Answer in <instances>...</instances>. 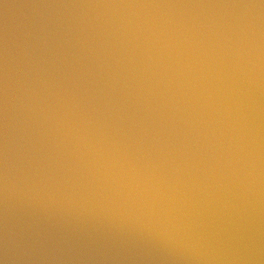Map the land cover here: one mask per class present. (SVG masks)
Returning a JSON list of instances; mask_svg holds the SVG:
<instances>
[{
	"label": "water",
	"instance_id": "water-1",
	"mask_svg": "<svg viewBox=\"0 0 264 264\" xmlns=\"http://www.w3.org/2000/svg\"><path fill=\"white\" fill-rule=\"evenodd\" d=\"M0 264H264V0H0Z\"/></svg>",
	"mask_w": 264,
	"mask_h": 264
}]
</instances>
